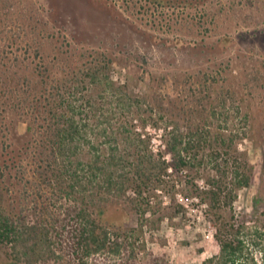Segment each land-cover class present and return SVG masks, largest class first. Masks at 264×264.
<instances>
[{
    "label": "trees",
    "instance_id": "1",
    "mask_svg": "<svg viewBox=\"0 0 264 264\" xmlns=\"http://www.w3.org/2000/svg\"><path fill=\"white\" fill-rule=\"evenodd\" d=\"M24 42L20 54L0 52V248L9 249L8 264H91L101 256L141 264L138 229L109 223L106 213L128 208L143 228L162 209L159 193L175 200L180 183L216 229L219 252L204 264H264V231L234 212L238 191L252 184L249 160L218 163L208 177L198 167L203 144L223 142L214 155H228L239 138L207 130L242 116L235 90L213 98V85L201 84L202 92L191 88L189 106L163 109L117 84L106 54L73 63L61 48L47 50L48 38ZM151 126L161 132L156 149ZM147 264L169 263L150 255Z\"/></svg>",
    "mask_w": 264,
    "mask_h": 264
},
{
    "label": "rangeland",
    "instance_id": "2",
    "mask_svg": "<svg viewBox=\"0 0 264 264\" xmlns=\"http://www.w3.org/2000/svg\"><path fill=\"white\" fill-rule=\"evenodd\" d=\"M27 37L48 38L47 50L61 48L73 63L96 53L108 55L117 84L133 95L148 96L163 109L189 106L194 100L191 88L202 92L201 84L213 85V98L221 89L235 90L242 116L229 124L214 121L207 130L213 135L216 130L226 135L235 131L239 138L226 149L228 155H214L225 149L223 142L203 144L198 167L208 177L215 175L214 165L226 160L239 165L245 156L253 179L249 188L238 191L235 217L264 231V0H0V52L20 54ZM15 125L20 134L26 132V125ZM154 126L148 133L156 149L162 142ZM196 183L203 185L201 179ZM177 189L175 200L159 193L162 209L148 215L143 228L128 208L114 206L106 213L109 223L138 229L141 264L150 255L169 264H204L219 252L216 229L203 208L185 197L189 193L184 184ZM178 204L186 212L177 214ZM225 214L232 216L228 209ZM9 253L0 248V264L9 263ZM91 264L118 261L101 256Z\"/></svg>",
    "mask_w": 264,
    "mask_h": 264
}]
</instances>
